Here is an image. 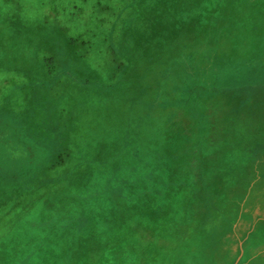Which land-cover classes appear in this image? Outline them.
Wrapping results in <instances>:
<instances>
[{
    "label": "rangeland",
    "instance_id": "374dc122",
    "mask_svg": "<svg viewBox=\"0 0 264 264\" xmlns=\"http://www.w3.org/2000/svg\"><path fill=\"white\" fill-rule=\"evenodd\" d=\"M261 39L264 0H0V264H230Z\"/></svg>",
    "mask_w": 264,
    "mask_h": 264
},
{
    "label": "crops",
    "instance_id": "0c3cea01",
    "mask_svg": "<svg viewBox=\"0 0 264 264\" xmlns=\"http://www.w3.org/2000/svg\"><path fill=\"white\" fill-rule=\"evenodd\" d=\"M262 40V44L260 43V45H264V39ZM69 55H71L72 57H74V59L77 62H81L83 61L84 64L86 62V58L82 60V56L84 54L81 53H69ZM262 57L264 56V54H260ZM74 61V60H73ZM89 73H91L92 76V71L89 69H86ZM262 73L264 75V68L262 70ZM85 75H83L82 77H84ZM75 78V75H74ZM74 82L76 84H78V86H84L85 84L82 83H77L78 81L74 79ZM254 92L256 93L257 97H259V105H260V110L261 112H264V85H261L259 88L255 89ZM239 103L241 102H237L235 103V108L239 107ZM263 109V111H262ZM230 116V115H229ZM239 112H231V116L228 117V121H227V125L230 128V130H228V133H232V136H230L229 134H224V137H221L222 142L228 141L229 139L232 137V145L231 147L228 148V150L231 149H237L239 151V153L237 151H235V153L240 157H238V164L241 161V158L243 159V163L239 166L241 168L244 169V166H249L252 165L251 170H249V172H254L256 174V177L254 180L250 179L249 181H247L248 179H246L245 181V177L244 176H239V179H241L240 182H243V187L241 190V193L238 192L237 193V200L235 203H237V205H242L243 204V200L246 201L247 198L249 197L250 199V194L253 196V199H258V191L261 189H264V141H263V135L262 137L258 136V138H255L253 140H249L252 138V135L248 136L246 138L245 133L240 134L239 131V126H240V120H239ZM260 127H259V134H260V130L261 133H264V129L263 126L264 124H261V122H259ZM210 129V128H209ZM223 132V131H222ZM218 134H219V130H218ZM227 135V138H225ZM258 135V134H257ZM251 137V138H250ZM252 142L251 144H249L247 146L248 142ZM226 148L228 147L227 145H225ZM224 147V146H223ZM225 148V149H226ZM231 148V149H230ZM260 158V159H256L255 161H252V158ZM54 158V155H51V160ZM63 159H61L60 161H58L57 163H53L54 165H49L46 166L44 169L47 172H54L56 173L60 167L65 168V165H61L62 164ZM54 169V170H53ZM244 174V171H243ZM243 178V180H242ZM258 185L261 187L259 189L254 190L255 187H253L255 182H258ZM49 182V181H48ZM46 184V183H44ZM201 187V186H200ZM239 190V189H237ZM255 192H253V191ZM39 192V190H38ZM252 192V193H251ZM184 193V192H183ZM254 201V200H253ZM259 201H263L264 202V196H261V199ZM260 203V202H259ZM226 211L225 210V214H224V219L226 221L225 225V229H226V237L227 238V242L228 245L229 243V238L230 236H232V241H231V245L234 246V254L232 255V257L229 259L230 264H239L240 258L243 255V249H240L241 246L243 245V242L247 241L248 237L250 236L251 233H253V229L254 227H264V205H259L258 202H255L253 204H251V206L248 208V210L246 211V214L248 217H245V223L242 227L237 228V223L234 224V221L230 222L229 219H227L226 217ZM208 219V218H207ZM222 237V235H220ZM192 237V236H191ZM223 238V239H225ZM218 240L217 246H222L225 244L224 240ZM212 242V241H211ZM254 258L253 255L251 256V259ZM247 260V259H246Z\"/></svg>",
    "mask_w": 264,
    "mask_h": 264
}]
</instances>
